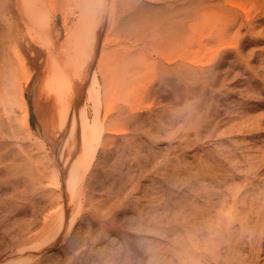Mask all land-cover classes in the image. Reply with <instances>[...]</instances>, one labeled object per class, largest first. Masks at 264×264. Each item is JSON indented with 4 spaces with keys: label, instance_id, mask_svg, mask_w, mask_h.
<instances>
[{
    "label": "rangeland",
    "instance_id": "1",
    "mask_svg": "<svg viewBox=\"0 0 264 264\" xmlns=\"http://www.w3.org/2000/svg\"><path fill=\"white\" fill-rule=\"evenodd\" d=\"M87 2H91L92 9L88 15L82 12L84 8L85 12L90 10V6L85 5ZM87 2L86 0H0V97H2L0 98V123L4 122L1 129L7 130L5 125L9 127L11 125L16 134L18 133L13 137L17 139L11 141L12 138H4L5 144L9 149H14V152L16 148L13 145L15 143L21 145L26 149V154L28 153L27 155L31 157V161H35L34 165L24 164L20 168L12 165L11 168L4 169V159L7 157H0V254H4L8 247L16 245L15 242L23 232L27 231L24 234H29V232L40 231L41 235H45L43 233L45 230L48 232L50 217L45 218V226L42 225V218L48 210L52 209L47 206V198L41 199L39 194L29 191L31 187L27 179L31 175L36 176L37 171L42 168L45 169V173H50L49 176L54 178L55 173L53 176L51 173L62 172L60 167L64 159L61 160V156L66 155L62 153L59 156V152L47 141L45 144L35 145L32 139L27 138L24 127H19V119H22L23 115L20 110L21 89L29 131L32 135L34 134L33 136L41 137L36 131L38 123L35 116L36 106L40 103L45 105L48 101L56 103L53 107L56 108V112L53 108L52 111L59 116V109L68 107L69 104V125L62 131L67 133V138L73 140H76L77 136L80 138L81 120L90 125V131L87 137L83 138L80 150L75 153L73 151L76 155L70 162L76 156L77 159L74 162L77 160L86 162L85 159L88 157H83L84 154L80 152L85 147L89 151L90 145H93L95 141L93 132L101 130L96 156L90 167L92 172L101 174L100 166L105 163L103 173L106 176L101 177L99 182L93 181L91 192L93 203L98 207V213L105 214L108 211L106 215L126 223L134 219L133 223H129V231L135 232V235L131 236H135L136 245L139 248L141 246L142 252L139 251L141 263L169 264L171 259L174 264H177V261H174L176 259L170 258V236L166 232L160 233L161 231L153 226L154 221H151L147 214L149 209L154 210L155 215L162 214L163 208L159 206L160 201L166 192L175 191L168 185L170 177L163 170L164 160H167L170 165H176L179 161L180 166H185L195 162L198 157H209L215 152L226 155L232 148H236L235 152L239 157H260L258 155L264 152V9L258 11L260 0H87ZM206 4L217 5L216 8L219 9L220 14L218 17H220L217 19L215 17L214 27L206 25L204 18H210L208 15L212 14L207 12V15H203L201 19L200 27L193 28L200 34H207L208 30H211L208 39L206 38L203 43L205 54L198 58L203 63L208 59L212 61L207 65L182 61L178 58V54H181L183 47L182 51L186 50L188 55L196 48L194 42L189 41L185 45L187 37L185 25L195 10L201 9L200 7L203 9V5ZM206 7L207 5L204 9ZM222 7L228 12L233 11L237 16L238 21L234 27H230L232 26L231 17ZM101 11L105 15L104 25L97 41L94 57L89 58L86 55L83 58L90 46L95 14ZM223 20L226 22L221 23ZM246 20L251 23L249 26L251 31H247L249 28ZM238 23H242L244 28L241 27L239 34L235 32ZM220 24L224 29L222 39L219 41L221 44L215 34V29ZM166 25L169 29L171 28L168 29L169 33ZM248 32L250 33L247 34ZM241 33L246 35L245 38L244 36H241L243 39L239 38ZM104 39H106L105 44L101 46V41L103 42ZM234 42L239 44L234 48L239 50L238 56L231 46L225 45ZM121 46L127 47L128 52L133 54L127 55V58L135 57V59H126L132 61L131 68L139 62L149 64L150 71L147 78L152 80V85L155 87L160 83L159 65L162 63L169 67L177 64L192 67L197 70L199 77L203 76L200 70H207L206 80H211L213 75L216 77L212 87L207 88L206 94L190 108H185L183 103H176V101H165L162 93L143 99L142 105L149 107L134 110L130 118L121 120L117 124L128 126L129 131L114 137L109 150L102 148L110 125L107 119L115 116L120 108L124 109L125 115L128 114V105H132L131 95L122 84L116 86L115 90L106 91L103 80L105 53L112 51L115 58H126V53ZM223 51L229 53L224 61L221 58L225 55ZM85 58L86 61H90L87 65L90 69L86 71L88 78H85L84 83L78 86L77 90L76 86L71 92L66 90L64 83L71 73L77 70L81 72L83 64L81 68L80 64ZM21 61H24L26 71L19 69ZM25 74L33 76L31 81L36 78L32 90L27 88L31 82L28 85L23 82ZM93 77L98 85L97 96L100 103L98 115H94L93 104L87 99L86 88L90 86ZM185 77L184 82L189 84V75ZM40 78H45L41 81L46 80V83L41 84ZM42 85L47 86V91L46 88L41 89ZM41 90L49 93H41L46 95V98L38 93ZM75 90L78 93L77 97H73ZM34 95L37 99L40 98L39 101L33 97ZM47 95L49 97L52 95L56 99L59 95L58 100L59 98L60 100L53 98L51 101ZM43 97L49 100L45 102ZM107 101L110 104V111L107 119L104 120ZM31 102L36 103V106ZM78 103L82 105L83 110L76 112ZM46 112L45 110V116H43L45 119H47ZM58 115H54L56 119ZM6 117H9L7 121ZM188 119L192 123L196 121L198 125L196 131L189 128ZM241 119L245 120L247 129L246 127L241 131H236L237 127L229 129L231 124L239 123ZM131 121L136 124L132 131H130ZM249 129L251 130L248 131ZM124 137L129 140L115 151V146L121 145V138ZM52 138L57 144L59 137ZM59 149L60 147L58 151ZM107 150L111 151V154L107 155L109 152ZM169 169L168 166L166 171L169 172ZM240 178L237 177L234 182H239ZM262 185H264V165L260 167L256 175L253 190L248 189L255 195L258 192L255 189L256 186ZM242 197H246V194H240L239 198ZM111 205L114 206L110 208ZM241 208V204L238 203L236 210L239 211ZM89 214L87 203L83 205L81 203L69 233L44 254L45 260L42 264L55 263V260V264H118L113 259L112 253L121 246V239L115 234L97 238L95 235L97 223ZM139 216L145 219L143 224L139 223ZM162 225L164 222L160 224L161 227ZM27 227L28 230L23 231ZM163 230L166 231L165 228ZM259 258L261 259L259 264H264L262 259L264 246L261 248Z\"/></svg>",
    "mask_w": 264,
    "mask_h": 264
},
{
    "label": "bare ground",
    "instance_id": "2",
    "mask_svg": "<svg viewBox=\"0 0 264 264\" xmlns=\"http://www.w3.org/2000/svg\"><path fill=\"white\" fill-rule=\"evenodd\" d=\"M260 2L261 3L259 5L258 11H260V9H264V0H260ZM85 5L90 6V10L85 12L84 8L82 9V12L88 15L90 11H92L91 2H87ZM206 5L207 7L204 9ZM206 5H203V9L202 7H200L201 9L195 10V12L192 14V17L189 19V22L187 23V25H185V29L187 30L185 45H187L189 41L194 42L196 48L189 53L190 55H188V53L185 52L186 50L182 51L184 49L183 47V49L181 50V54H178V58H180L182 61H188L189 63L198 65H207L212 61L211 59H208L206 62L203 63L201 62V59L198 58L199 56L203 57V54H205V52H203L205 51L203 49V43L204 40L206 38L208 39L209 35L211 34V30H208L207 34H200L196 31L200 27L199 24L202 21L201 19L203 15H207V12L212 13L208 15L210 18L205 19V17L204 20L206 25L213 27L215 26V17L216 19L220 17H218V15L220 14L218 13L219 9L216 8L217 5ZM223 9L225 10V8ZM228 13L232 20V26L230 27H234L238 21L236 20L237 16L233 11ZM95 15L96 18L92 26L90 46L88 48V52L84 53L83 58L86 55H88L89 58L94 57V51L97 45V41L100 37V32L104 25L105 15L102 13V11L96 13ZM248 21L246 20V24L249 28L251 23ZM222 22H226V20L221 21V23ZM221 25L222 24H220L219 27L215 29V34L218 36V42L222 39V35L224 33V29L222 28L223 26ZM194 26L195 28H197L196 30H194ZM241 27L243 28L242 23H238V27L235 30L237 34L240 33L239 31ZM250 28L247 29V31H249ZM168 29L169 26L166 27V30ZM169 30L168 33L170 32ZM195 31L196 37L195 34H193ZM249 33L250 32H248L247 34ZM241 36H244L245 38L246 35L242 34L239 38H242ZM105 41L106 39H104L103 42L101 41V46H104ZM219 43L221 44V42ZM237 43H227L225 45L231 46V48L234 49L239 45ZM223 46L222 48H225ZM121 47L122 50L126 53V58H115L113 55L114 52L112 51L105 53L106 63L103 72V80L106 91L115 90L117 88L116 86L122 84L126 88L125 90L128 91L131 95L132 105H128V114L125 115L124 109L120 108L115 116H112L107 119L108 113L110 111V104L108 103V101L106 102V111L103 115V119H107L110 125L108 127V130L106 131L107 137L105 138V144L102 145V148L109 150V145L111 144V141L114 139V137L118 135H123L129 131L128 126H120L117 124H119L121 120H126V118H130V114L134 110L138 111L143 109L144 107H149L148 105H142L141 102L143 99L148 98L150 95L155 96L156 94L162 93L165 101H176V103H183L182 105L185 108H190L194 105L197 100H199L202 96L206 94L207 88L212 87L214 83L213 80L216 77V75H213V78H211V80H206V78L208 77L207 70H200L199 72L203 76L199 77L197 75V70L192 67L181 64L174 65L173 67H171L170 65L169 67L162 63L161 65H159L161 76L160 83L159 85H157V87H155L152 85V80L147 78L148 72L150 71L149 64L145 62H139V64H136V66H134V63V67L131 68L132 61H127L126 59L132 58L133 56H128L127 58V55H130L132 53L128 52L127 47ZM234 50L236 52L235 54L238 56L239 50ZM223 54L225 55H222L221 58L224 61L225 58L229 55V53L224 52ZM100 57L101 55L99 56V58ZM132 59H135V57ZM238 59L240 60L239 57ZM241 60L243 61V58ZM89 62L86 61L85 58L80 64V68L83 64L81 72L80 70H77L74 73H71V76L68 75L69 78L66 83H64L66 85L64 86L66 87V90L68 89V91L71 92L74 86H76L77 90V87H80L84 83V80L88 75L86 71L90 69L87 67ZM19 63V69H21V71H26L24 61H21ZM171 72H173L172 75ZM9 75L10 73L8 74V76ZM187 75H189L190 77L189 84H186L188 82H184V79L186 78L185 76ZM18 76L19 75H17V77ZM21 76L23 77V75ZM32 77L33 76H31L30 74H25L23 77L24 84L28 85L31 82ZM43 79L40 78V81ZM45 81L46 80H44V82L41 81V84L46 83ZM38 85L37 88H39ZM43 86L44 85L41 86V89L47 87ZM76 90L73 92V97L78 96ZM86 91L87 99H89L90 102L93 104L94 115H98L100 111V103L97 96L98 85L97 81L95 80V77L92 78L91 84L90 86H87ZM20 92V110H22L23 115L21 117L22 119H19V127H24L27 138L32 139L34 144L38 146L39 144H45V141L47 139L46 137L49 138L50 136V138L53 140L54 138L52 137L58 136L60 143L59 141H57V139L56 141L58 143L56 142L57 144H55L53 148H56V151L59 152V156H61L62 153H65L66 155L61 156V160L64 159V161H62V167H60L62 168V172L59 173V171H54L53 173H51L52 176L55 173L53 176L54 178H51L49 176L50 173H45V169L42 168L41 170L37 171L36 176L31 175L27 179V183L29 184V187H31V190L29 191L36 192L37 194H39L38 196H40L41 199L47 198V206L49 207V209H52L48 210L45 213L44 217L42 215L43 226H45L46 224L45 218L50 217L48 232L46 230L43 231L45 235H41L40 231L38 233L29 232V234H24L27 232L26 230H28L27 227L25 230H23L26 232H21L22 234L18 237L17 241L15 242L16 245L8 247L7 245L9 242L7 243L6 247H8V249L5 248L6 250L4 254H0V264H42L45 260L44 254L48 250L55 247L56 244H58L67 236L71 229V225L77 218L78 208H81V203L83 205L85 202L87 203L88 212L90 213L89 215L92 216L93 221L97 223V228L95 230L96 237L101 238L107 234H115L121 239V246L115 253H112V257L115 262H117L118 264H143L140 262L141 260L139 259V256L141 255H139L141 246L139 248V246L136 245L135 236H131L135 235V232H133L132 230L129 231V223H133L134 219L131 221H127L126 223L118 221L115 218L109 217L108 215H106L108 211L105 214H99L98 207L93 203V199L91 197V192L93 190V181L99 182L101 177L106 176L103 173L105 163L100 166V171H102L101 174H99V172H92L90 170L92 161L96 156L98 148L97 145L101 136V130H99L98 132H93V138L95 141H92L93 145H90L89 151L87 150V147H85L80 152L82 155L84 154L83 157H88L85 159L86 162H80L78 160L74 162V160L77 159V156L73 161L70 162L72 157L76 155L73 154V151L75 153L80 150V144L82 143L83 138L87 137V134L90 131V125H88L86 121L84 122L83 120H81L79 132L80 138L78 136L76 140H73L72 138H67V133H62V131L69 125V104L68 107L59 109V116L57 113L55 114L56 108H53L56 103H49V99H45L46 95H41V93L47 94L48 92L41 90V92L38 91V93H40L41 97L44 96L45 98H43L45 100L43 98L42 99L45 102L48 101V103H46L45 105H43L44 103H40L39 106H36V103L34 102L31 103H34L37 107V112L35 114L38 122L36 130L37 134L39 135V130H41V132L43 130L45 137L33 136L34 134L32 135V132L30 133L29 131L27 123V111L21 89ZM79 93L82 92L79 91ZM59 95H57V99L52 95V97H49V95H47V97L50 98L51 101L53 100V98L54 100L56 99L57 101H59L60 98H62V96L60 95L61 97L58 100ZM33 97H35V95ZM39 99L40 98L38 97L37 100L39 101ZM43 100L42 102H44ZM81 106L82 105H79V103L76 105V112L83 110ZM52 108L55 112L52 111ZM45 110L47 111V119L43 118V116H45ZM52 112H54V114ZM54 115L59 116H57V119L60 118L59 121ZM2 117H4V115ZM8 118L6 117V121ZM188 120L189 128H192L196 131V129L198 128L196 121L192 123L190 119ZM131 122L132 124L130 131L134 130L136 125L133 121ZM3 124L4 122L2 124L0 123V157H7L6 159H4L5 164L3 168L9 169L12 167V165H14V167L20 168L21 165L29 163H32V165H34L35 161H31V157L27 155L28 153L26 154V149H24L21 145L17 143H15L14 145L12 144L14 148H16V151L14 152V149H9L8 145L5 144L4 138H12L11 141L16 140L17 138L14 139L13 137H15V135H18V133L16 134L11 125L10 127L12 129L9 127V125H5V127L8 129L10 128V130L1 129V127L4 126ZM5 124H7V122H5ZM8 124H10V122H8ZM235 127H237V129ZM244 127H246V129L248 128L247 124L245 123V120L241 119L239 123L235 122V124H231L229 129L231 130L234 128L236 129V131H241ZM250 130L251 129H249L248 131ZM128 140L129 138H121L122 143L121 145L118 144L117 146H115V151L123 147L122 144L127 143ZM59 147L60 149L58 151ZM235 150L236 148H232L228 151V154L226 155H222L221 153L215 152L213 155H209V157H198L195 162H193L192 164L188 163V165L185 164V166H180L181 163L179 161L176 163V165H170L167 160H164L165 167L163 168V170L165 171V174L170 177L168 185L170 187L172 186L171 188L175 191L169 190L168 193L166 192L164 194V198L162 199V201H160L159 206H162L161 208H163L162 214L155 215L154 210L152 209H149L147 214L149 215L151 221H154L152 222L153 226L161 231L160 233L166 232L167 235L170 236V258L176 259L174 261H177V264L260 263V252L262 246H264V185L256 186L255 189L258 190V192L255 195L251 194V190H253L252 186L256 181V175L260 171V167L264 165V152L258 155L260 157H239L236 154ZM108 153L111 154V151L107 152V155ZM183 161L184 160H182V162ZM168 166L170 168L169 172L166 171ZM237 177H241V180L239 182H234ZM44 181H46V183H44ZM248 188H251V190H249ZM240 194H246V197L248 196V198H239ZM238 203H240L242 206L239 211L236 210V206ZM113 206L114 205H111L110 208H112ZM144 221L145 219H142L139 216V223L143 224ZM163 222L164 225H162L161 227L160 224H162ZM148 223L147 225H149ZM163 228H165L166 231H164ZM10 245L12 244L10 243ZM169 264H174L171 259L169 260Z\"/></svg>",
    "mask_w": 264,
    "mask_h": 264
},
{
    "label": "water",
    "instance_id": "3",
    "mask_svg": "<svg viewBox=\"0 0 264 264\" xmlns=\"http://www.w3.org/2000/svg\"><path fill=\"white\" fill-rule=\"evenodd\" d=\"M35 81H36V78H33V81H31V83H30V85H29V87H28L29 90H32V88H33V86H34V84H35ZM39 131H40L39 134H40L41 136L45 137V136H44V133L41 132V130H39ZM46 138H47L46 141L49 142L52 146L55 145V141L51 140V139L48 138V137H46ZM55 149H56V148H55Z\"/></svg>",
    "mask_w": 264,
    "mask_h": 264
}]
</instances>
